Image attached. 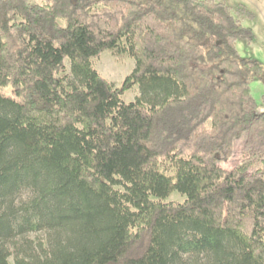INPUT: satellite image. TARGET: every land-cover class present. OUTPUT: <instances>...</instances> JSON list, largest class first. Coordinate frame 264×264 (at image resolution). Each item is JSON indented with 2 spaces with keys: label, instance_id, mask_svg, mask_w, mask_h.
Listing matches in <instances>:
<instances>
[{
  "label": "trees",
  "instance_id": "16d2710c",
  "mask_svg": "<svg viewBox=\"0 0 264 264\" xmlns=\"http://www.w3.org/2000/svg\"><path fill=\"white\" fill-rule=\"evenodd\" d=\"M249 35L222 0H0V264H264ZM105 50L135 60L120 87Z\"/></svg>",
  "mask_w": 264,
  "mask_h": 264
},
{
  "label": "rangeland",
  "instance_id": "374dc122",
  "mask_svg": "<svg viewBox=\"0 0 264 264\" xmlns=\"http://www.w3.org/2000/svg\"><path fill=\"white\" fill-rule=\"evenodd\" d=\"M34 3H43L45 0H31ZM226 2L233 14L238 17L242 25L250 31L249 36H242L236 42L239 57L253 59L262 64L261 74L255 76L250 82L252 96L254 97L257 112L264 111V0H222ZM93 66L107 80L114 82L118 87L135 68V60L127 55H115L109 50L103 51L99 56L92 59ZM65 71L70 76V61L65 62ZM0 92L13 94L11 86L3 87ZM139 95V86L126 91L123 99L126 102L134 100ZM247 138V132L238 135L234 140V149L231 157L222 162L220 166L226 170H232L242 161V151ZM173 201H183L184 195L174 192L169 198ZM47 233L29 232L22 237L9 242L12 257L17 253L24 255L23 246L31 245L39 248L45 245ZM35 250V249H34ZM38 250V249H37Z\"/></svg>",
  "mask_w": 264,
  "mask_h": 264
}]
</instances>
